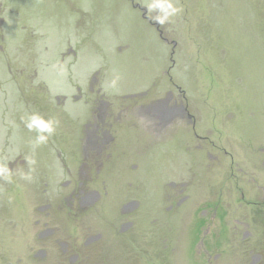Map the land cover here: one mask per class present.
Returning a JSON list of instances; mask_svg holds the SVG:
<instances>
[{
	"label": "rangeland",
	"instance_id": "obj_1",
	"mask_svg": "<svg viewBox=\"0 0 264 264\" xmlns=\"http://www.w3.org/2000/svg\"><path fill=\"white\" fill-rule=\"evenodd\" d=\"M177 86L196 125L158 132L147 130L145 117L127 116L118 130L122 152L116 148L101 173L110 195L96 208L119 211L131 195L123 178L134 175L145 216L160 220L146 226L155 243L167 234L171 249L182 245L170 250L172 262L203 264L197 203L214 191H250L249 175L264 176V0H0V255L38 249V208L50 196L55 207L71 188L63 183L75 180L82 123L97 96L121 108L177 95ZM197 133L208 137L202 151ZM209 151L221 160L212 170ZM184 181L182 203L170 183ZM56 219L67 224L65 211ZM213 231L209 245L223 242L226 259L245 256L242 235L222 225Z\"/></svg>",
	"mask_w": 264,
	"mask_h": 264
},
{
	"label": "flooded vegetation",
	"instance_id": "obj_2",
	"mask_svg": "<svg viewBox=\"0 0 264 264\" xmlns=\"http://www.w3.org/2000/svg\"><path fill=\"white\" fill-rule=\"evenodd\" d=\"M147 17L145 18L150 22ZM177 89L180 91L177 95L169 90L164 96L152 101L139 103L138 100H134L121 108L100 95L93 100V103L86 101L87 104H92V108H90V117L82 123L79 138V166L75 172V180L63 183L65 187L72 184L71 188L65 194H59L60 201L55 207L52 196L48 197L47 203L39 206V218L36 220L39 231L38 249L32 255H24L16 259L5 256L3 251L0 255V264H175L171 261L170 250L179 251L182 245L171 249L167 234L163 235L159 244L155 243V229L151 226L153 222L160 220L158 216L152 218L145 216H149L144 214L148 209L142 207L143 201L137 194L139 186L135 185L138 181L134 175L123 178V182L127 184L123 187L124 194L127 195L128 191H131V195L119 211L116 209L113 214L107 215L111 212V208L103 207L99 210L96 206L110 195L107 190L110 177L102 176L101 173L111 162L116 148H118L117 152H122L118 143V130L128 117L133 120L141 115L145 117L149 126L147 130L158 132L162 128L169 129L177 122L181 125L189 120L196 125L195 120L192 121V115L187 112L185 94L180 87L177 86ZM97 92L99 93L100 89ZM145 93L135 98L133 95L131 98L146 97ZM136 119L134 120L137 121ZM196 137L200 140L198 149L202 151L203 142L208 137L198 133ZM211 140L210 146L218 149L214 140ZM259 151L264 153V148ZM227 153L225 151V155ZM123 155L125 156V153ZM74 157L76 160L75 153ZM206 157L211 161L208 169L212 170L221 163L219 156L212 154L211 151ZM260 166L264 170V159ZM64 167L69 175L72 174L71 168L65 163ZM131 167L136 169L135 163L131 164ZM124 168L130 172L129 166ZM198 174L201 173L198 171ZM249 176L252 178L247 182L250 191L245 188L239 193L235 191L225 194L221 191L218 196L214 191L212 198L208 202L205 201V205H203L204 201L197 203L195 213L203 237L198 241L196 251L203 256V264H225L223 262L225 260H229L226 264H264V176L257 175L256 172H252ZM233 178L235 179L236 176L233 175ZM198 182L203 186L204 181L198 180ZM170 184L177 187L178 191L175 194L181 196V202L187 201L186 190L189 183L184 181L178 185L174 182ZM118 194L121 195V192ZM135 195H138V198ZM64 211L67 224H62L56 219L57 213ZM169 211L170 208L165 207V212ZM93 223L97 227H94ZM142 223L145 224L144 228ZM148 224L151 225L150 230L146 227ZM219 225L228 228L235 237L242 235L239 242H242L245 255L243 258H238V261H234V257L226 259L222 249L223 242L221 245L218 243L215 245V242L209 245L208 238L211 232H214L213 229ZM100 226L102 228H98Z\"/></svg>",
	"mask_w": 264,
	"mask_h": 264
},
{
	"label": "clouds",
	"instance_id": "obj_3",
	"mask_svg": "<svg viewBox=\"0 0 264 264\" xmlns=\"http://www.w3.org/2000/svg\"><path fill=\"white\" fill-rule=\"evenodd\" d=\"M32 123L37 125L41 130H47L48 132L52 131V128L50 127L49 124H45L43 121L39 120L36 117L32 118ZM29 126L31 127L32 125ZM40 139H43V137H41Z\"/></svg>",
	"mask_w": 264,
	"mask_h": 264
},
{
	"label": "water",
	"instance_id": "obj_4",
	"mask_svg": "<svg viewBox=\"0 0 264 264\" xmlns=\"http://www.w3.org/2000/svg\"><path fill=\"white\" fill-rule=\"evenodd\" d=\"M135 7L141 9L143 11V17H147V7L145 6H142L141 4L139 3H136L135 4ZM148 18V17H147ZM149 19V18H148Z\"/></svg>",
	"mask_w": 264,
	"mask_h": 264
}]
</instances>
